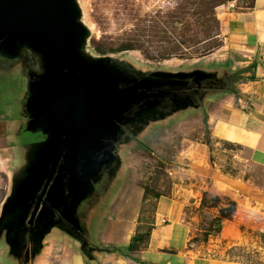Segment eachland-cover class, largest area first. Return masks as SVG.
Returning a JSON list of instances; mask_svg holds the SVG:
<instances>
[{"label":"rangeland","instance_id":"1","mask_svg":"<svg viewBox=\"0 0 264 264\" xmlns=\"http://www.w3.org/2000/svg\"><path fill=\"white\" fill-rule=\"evenodd\" d=\"M74 1L79 9L78 22L86 29L80 48L82 54L90 59L105 58L127 75L138 79L152 75L183 76L188 79L190 74L187 72L195 71L201 63V56L198 55L202 53V46L209 48L220 43L219 20L226 12L245 9L252 2ZM40 71L39 57L28 48L24 47L12 58L0 55L1 134L8 124L4 121L8 120L12 128L14 120L11 119H26L28 82ZM202 107L193 96H188L184 100L164 102L156 109V115V110L150 111L144 119L122 125V132L115 142V165L107 166L105 174L94 184L93 195H90L89 200L87 197L81 206L86 207L94 202L113 171L111 179L115 177L117 182L120 181L117 185L120 188L115 190L125 192L137 187L142 193L143 204L135 231V234L141 232V238L134 245L143 247L153 227L157 197L170 194L180 183L173 173L174 168L193 161L207 167L209 162L226 177L246 182L247 192L251 191L248 206L252 211L239 209L234 215L233 220L240 224V231H236L232 238L230 231L224 234L226 238L218 235L221 227L211 213L198 214L194 223L196 230H193L190 239L192 249L204 257L264 264V168L245 161V153L233 144L213 139ZM42 136L44 134L40 130L22 131L18 140L24 147L18 148L17 157L26 159L31 146L42 141ZM2 142L3 139H0V146ZM208 172L206 180L210 182L209 185H213L209 166ZM6 187V174L0 171V204ZM221 187L217 184L208 189L204 200L209 201L211 195L219 194L223 196L225 204L226 197L233 202H241L238 194H231L227 188ZM157 223H160V219ZM128 251L126 254L131 255L133 250ZM13 257L10 252L0 256V264H8Z\"/></svg>","mask_w":264,"mask_h":264},{"label":"crops","instance_id":"2","mask_svg":"<svg viewBox=\"0 0 264 264\" xmlns=\"http://www.w3.org/2000/svg\"><path fill=\"white\" fill-rule=\"evenodd\" d=\"M219 21L220 46L202 55L201 63L195 71L187 72L190 74L187 78L192 79L195 72H201L213 85L202 89L196 99L205 109L211 137L233 144L245 153V161L264 168V0H253L250 8L228 11ZM13 120L12 128L8 120L4 121L8 124L1 130L3 135L0 133V139H3L0 171L7 179L0 215L14 180L26 170L29 155L23 160L17 157L18 148L24 147L18 139L20 133L26 131L27 116L25 120ZM115 160L116 153L106 167L115 165ZM207 164L212 170L213 185L206 180L210 173L208 166H199L193 161L173 167L180 183L175 184L177 188L170 194L157 197L154 223L145 245L132 251L131 255L126 253L139 223L142 193L137 187L125 192L115 190L120 188L117 187L120 181L117 182L115 177L111 179L112 171L91 205L81 206L87 197L89 200L94 189L78 203L75 211L78 232L61 223L40 234V228L34 224H25L23 233H11L13 220H7L0 231V256L13 254L8 264H246L204 257L192 249L190 239L196 230L194 223L198 214L211 213L214 218L221 217L218 235L226 238L224 234L230 231L232 238L240 231V224L233 220L234 215L239 209L252 211L248 206L251 191L247 192L246 182L228 178L209 162ZM101 178L100 171L98 181ZM217 184L231 194H238L241 202L226 197L225 204L219 194H213L209 201L203 202L208 189ZM159 219L160 223H157ZM109 248L118 251H108Z\"/></svg>","mask_w":264,"mask_h":264},{"label":"water","instance_id":"3","mask_svg":"<svg viewBox=\"0 0 264 264\" xmlns=\"http://www.w3.org/2000/svg\"><path fill=\"white\" fill-rule=\"evenodd\" d=\"M78 16L74 0H0V55L12 58L25 47L40 59L41 71L28 82L25 130L44 134L31 146L26 170L2 207L0 231L13 220L11 233L34 224L40 234L61 223L78 232L77 205L114 160L122 125L156 110L170 93L162 87L185 81L138 79L105 58L84 56L86 29ZM205 77L195 72L192 79ZM178 98L172 101L187 97Z\"/></svg>","mask_w":264,"mask_h":264},{"label":"flooded vegetation","instance_id":"4","mask_svg":"<svg viewBox=\"0 0 264 264\" xmlns=\"http://www.w3.org/2000/svg\"><path fill=\"white\" fill-rule=\"evenodd\" d=\"M211 86H213L212 83H210V81H208L207 79H201L199 81H196V80H193L191 78L185 79L184 83L179 84V85L164 86L162 88L169 90L170 93L167 96H165L164 98H162L160 106L164 102L172 101L174 95H176L177 97H182V98H186L188 96H191V97L193 96L196 100L199 92L202 89H208V88H211ZM42 139H44V136H42ZM114 153H116V149H114ZM101 157H102V154L99 155V158H101ZM106 168L105 167L101 168L102 175L105 174V170H107ZM41 206H42V202H40V204H39V207H41ZM52 210H53V213L55 216L54 219H58V217H59L58 211H56L55 209H52Z\"/></svg>","mask_w":264,"mask_h":264},{"label":"trees","instance_id":"5","mask_svg":"<svg viewBox=\"0 0 264 264\" xmlns=\"http://www.w3.org/2000/svg\"><path fill=\"white\" fill-rule=\"evenodd\" d=\"M253 6V0H252V2H251V4L248 6V7H246V8H250V7H252ZM219 36H220V34H219ZM220 44H221V41H220V43L219 44H216V45H214L213 47H209V48H205L204 46H202V48H201V50H202V53L200 54V55H198V56H202V55H205V54H207V53H209V52H211L213 49H215V48H217L218 46H220ZM125 49H128V48H125ZM203 202H205V200L203 199ZM215 220L217 221V223H218V225H219V227H220V221H221V217H215ZM139 233H137V234H135V236L133 237V240L131 241V244L129 245V249L130 250H137V249H139L140 247H137L136 245H134V243L138 240V239H140L141 238V232L140 231H138ZM108 251H118L117 249H115V248H109V249H107ZM135 261H137V262H140L139 261V259L138 258H136V257H134L133 258ZM140 263H142V262H140ZM145 264V263H144Z\"/></svg>","mask_w":264,"mask_h":264}]
</instances>
